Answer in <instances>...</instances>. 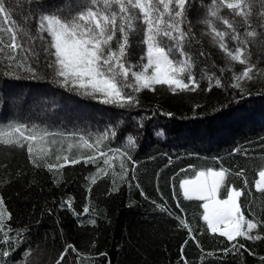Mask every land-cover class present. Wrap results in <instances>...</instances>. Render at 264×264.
I'll return each mask as SVG.
<instances>
[{"label":"trees","instance_id":"1","mask_svg":"<svg viewBox=\"0 0 264 264\" xmlns=\"http://www.w3.org/2000/svg\"><path fill=\"white\" fill-rule=\"evenodd\" d=\"M3 2L11 19L0 17V38L7 41L10 33L3 29L12 27L17 42L27 47L29 35L38 30L37 17L42 11L86 0H41L23 9L15 0ZM246 3L251 5L249 19L257 36L248 38L243 57L262 71L254 69L252 80L240 82L243 93L231 84L246 65L232 61L202 23L210 18V0H191L188 6V19L199 43H186L184 50L199 87L194 92L174 93L167 86L156 85L154 91L144 89L136 94L140 103L135 107L118 108L80 96L53 83L50 77L31 80L23 72L18 78L4 76L10 63L7 57L12 55L5 48L0 54V120L39 125L55 133L92 134L89 143L93 144L96 134L106 128H114L116 136L99 145L111 166L105 165L103 158L85 164V158L95 155V150L70 137L34 144L33 159L40 167L29 160L26 146H0L5 222L13 230L10 237L21 233L4 244L0 232V250L11 252L0 260L5 264H56L70 244L80 257L69 249L61 264H264V238L238 237L244 248L225 253L231 242L208 229L203 202L186 199L180 189V182L196 172L223 167L229 171L220 197L226 198L229 187L242 190L239 203L245 218L264 222V192L255 186L259 171L264 170V0ZM221 15L232 18L227 9H221ZM25 16L31 19L25 20ZM134 23L136 30L129 35L128 48V59L133 63L146 52L144 25L139 20ZM239 30L243 34L244 29ZM119 35L112 41L113 48ZM225 42L230 49L237 46L227 36ZM24 54L16 50L18 57ZM34 91L38 98L32 95ZM64 106L66 110L61 112ZM161 130L163 134L158 135ZM129 136L133 138L131 145ZM120 152H127L131 160L122 158ZM65 156L68 163H64ZM73 159L80 162L72 164ZM62 163L64 167L51 172L45 166ZM98 168L107 174L97 175ZM241 170L243 175H237ZM69 199L74 212L67 205L60 207ZM85 207L89 209L86 214ZM179 220L192 229L191 236ZM255 234L264 237V223L253 231ZM28 249L30 254L23 257Z\"/></svg>","mask_w":264,"mask_h":264},{"label":"snow or ice","instance_id":"2","mask_svg":"<svg viewBox=\"0 0 264 264\" xmlns=\"http://www.w3.org/2000/svg\"><path fill=\"white\" fill-rule=\"evenodd\" d=\"M15 2L23 9L25 6L30 8L32 4L40 3L41 0H15ZM190 4L191 0H86L83 4H69L50 12L42 11L37 17L38 30L35 35H29L27 47L17 42V33L12 27L3 29L10 35L7 41L0 38V54L4 53L5 48L12 53L7 57L10 63L3 75L18 78V74L23 72L27 73V78L31 80H45L50 77L53 83L69 92L99 99L101 103L118 108L139 106L140 101L136 94L144 89L154 91L156 85L167 86L174 93L194 92L199 87V82L192 72L190 57L184 50L186 43H199L188 19ZM221 9L229 10L232 18L221 15ZM208 16L209 19L202 21L210 30L208 34L214 40L218 39L220 49L232 61L246 65L241 73L233 76L234 82L231 84V87L243 93L240 82L245 79L252 80L254 69L257 72L262 71L243 57L249 43L248 38L257 36L249 19L251 5L247 4L246 0H210ZM261 16H264V13H261ZM0 17L4 21L11 19V13L3 0H0ZM211 18L221 23L225 30L219 29ZM30 19V16H25V20ZM137 20L144 25L142 43L146 45V52L133 63L128 59L129 35L136 30L134 22ZM261 27H264V24ZM240 28L244 29L243 34ZM117 33L120 35L116 48H113L112 41L117 37ZM226 36L236 42L237 46L234 50L225 42ZM17 49L25 54L18 57ZM200 55L204 56L205 53L201 50ZM215 83L220 86L221 82L217 79ZM208 90H211V86ZM162 115L172 114L162 113ZM157 134H163L162 130ZM91 135L88 134L86 137L83 133L79 135L55 133L39 125L0 120V146L21 149L26 146L29 160L36 167L40 165L33 159L34 144L48 142L49 138L56 143L57 137L60 139L70 137L79 140L84 147L94 149L96 154L86 157L85 164L95 163L97 158H103L104 164L111 166V161L106 158L107 153L101 151L99 145L105 140L114 138L116 130L110 127L96 134L95 144L89 143ZM128 143L133 144L131 136L128 137ZM119 154L122 158L131 160L127 152ZM68 162V157L65 156L64 163ZM79 162V159L71 160L72 164ZM45 166L51 172L53 168L64 167V164ZM120 166L123 169V159ZM228 171L223 167L208 168L180 182V189L186 199L203 202V220L207 222L208 229L231 242V247L224 249L225 253L244 248V245L237 241L238 237L247 240L264 238L259 234L253 235V231L264 222L246 219L241 212L238 200L243 194L242 190L229 187L226 198H219ZM100 173L107 174L104 169L98 168L97 175ZM237 175H243V171L241 170ZM258 175L256 189L264 192V170L259 171ZM95 179L94 175L92 183H95ZM65 205L68 210L74 212L71 199L63 201L60 207L63 208ZM88 211V207L83 209L85 214ZM6 213L5 200L0 196V232L3 233L4 244L21 236L20 232H17L15 237L9 236V232L13 230L5 222ZM8 219H11L10 214ZM179 222L188 229L191 236L192 229L188 224L184 220ZM92 223L94 224L95 221L93 220ZM191 238L195 239L194 236ZM69 249L76 252L78 258L80 257L75 247L69 244L56 264H61L65 260ZM30 251V249L26 250L23 257H27ZM10 255L9 250H0V257L7 258ZM261 259L264 260V257ZM0 264L5 262L0 260Z\"/></svg>","mask_w":264,"mask_h":264},{"label":"rangeland","instance_id":"3","mask_svg":"<svg viewBox=\"0 0 264 264\" xmlns=\"http://www.w3.org/2000/svg\"><path fill=\"white\" fill-rule=\"evenodd\" d=\"M28 95H29V94H28ZM28 95H27V96H28ZM32 95L35 96L36 98L39 97L37 91H34V92L32 93ZM37 95H38V96H37ZM64 110H66V107H65V106H64L60 111L63 112ZM72 112H74V111H72ZM77 114H79V113H77ZM219 198H220V199H224V198H221V197H220V194H219ZM238 203H239V200H238ZM239 205H240V203H239ZM240 209H241V207H240ZM241 212H242V211H241Z\"/></svg>","mask_w":264,"mask_h":264}]
</instances>
